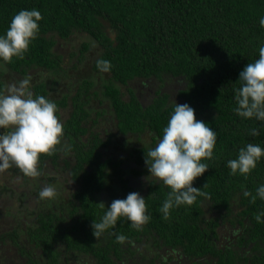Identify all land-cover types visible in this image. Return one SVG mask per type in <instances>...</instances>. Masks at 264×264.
<instances>
[{
  "label": "trees",
  "instance_id": "16d2710c",
  "mask_svg": "<svg viewBox=\"0 0 264 264\" xmlns=\"http://www.w3.org/2000/svg\"><path fill=\"white\" fill-rule=\"evenodd\" d=\"M32 8L42 15L39 32L23 56L0 60L6 72L3 75L0 70V86L6 84L7 73L15 79L13 73L21 72L30 77L34 94L55 101L58 110L66 105L71 108L63 126L68 137L62 164L57 161L56 148L41 154L38 163L43 185H53L57 195L39 199L43 185L36 179L39 176H29L36 183L28 194L21 195V203L25 209L33 206L38 211L33 219L25 216L16 220V236L27 237L37 245L46 255L42 264H170L172 259L165 253L161 255L165 258L160 256L161 248L169 247H178L189 257H200L202 262L196 260L197 264H264V216L262 222L255 219L257 212L264 211V200L250 202L242 195L243 189L255 194L256 187L264 183V157L247 176L229 175L226 163L249 142L264 147L262 122L241 118L232 110L239 72L258 58L259 46L264 43V27L259 23L264 16V0H0V34L15 13ZM78 33H85L90 40L78 50L63 47L67 59L61 64V41ZM84 52L93 56L86 57ZM88 58L98 71L97 60L111 63L103 77L110 107H97L94 116L90 104L96 102H89L87 97L93 83L86 76L79 77L69 101L67 92L59 97L52 91L67 69ZM69 61L71 66L66 67ZM163 75L182 83L178 88L180 101L175 102L188 103L196 119L217 132L213 158L203 161L209 168L192 182L207 195L198 196L191 205L172 208L167 219L162 218L159 208L170 189L149 174L144 156L162 135L174 101L157 89L143 106L127 85L132 81L148 84V79L151 86L152 79L161 82ZM120 85L130 94L128 100L120 98ZM111 113L114 117L116 113L117 122L104 129L106 138L102 140L88 121ZM253 127L260 128L259 136L250 135ZM73 129L75 139L69 135ZM143 131L150 143H140ZM128 133L133 139L127 155L103 153H108L110 141L116 145L129 139ZM102 147L103 151L99 149ZM129 157H133L132 163H125ZM47 164L61 167V174H50ZM66 169L69 178L63 175ZM68 179L76 180V189H68ZM133 191L145 197L150 220L136 229L127 218L120 217L114 228L94 237L92 220L98 221L106 210L98 203L107 207ZM227 224L237 237L235 242L222 244L217 242L216 228L225 230ZM116 233L127 239L117 242ZM138 254L142 257L136 260Z\"/></svg>",
  "mask_w": 264,
  "mask_h": 264
},
{
  "label": "clouds",
  "instance_id": "9594fccd",
  "mask_svg": "<svg viewBox=\"0 0 264 264\" xmlns=\"http://www.w3.org/2000/svg\"><path fill=\"white\" fill-rule=\"evenodd\" d=\"M41 19V12L36 8L15 13L9 26L0 34V60L10 61L14 56H23L39 32ZM259 23L264 27V16L260 17ZM258 51V58L239 72L238 86L233 88L235 107L232 110L241 118L262 122L264 127V43ZM96 63L100 71H110V61L99 59ZM57 111L55 101L33 93L30 77L0 86V171L16 166L25 175H40V155L55 150L63 136V124ZM249 133L259 136L260 128L253 127ZM216 142L217 132L213 127L196 119L195 111L188 103L174 101L162 135L144 156L149 174L170 189L159 208L162 218L167 219L172 208L191 205L198 196L207 195L192 182L209 168L203 161L213 158ZM262 157L264 147L261 144H245L238 149L236 158L227 160L229 175L247 176ZM89 184L92 187L90 181ZM70 186L76 189V180ZM56 195L57 189L51 184L43 185L38 192L39 199H53ZM242 195L250 202L257 198L264 200V183L256 187L255 194L243 189ZM98 204L106 210L98 221L92 220V234L96 238L114 228L120 217L127 218L130 226L136 229L151 218L146 199L139 192H129L125 198L114 199L107 207L103 202ZM262 216L264 211L257 212L256 221L262 222ZM115 239L124 242L127 237L116 233Z\"/></svg>",
  "mask_w": 264,
  "mask_h": 264
},
{
  "label": "flooded vegetation",
  "instance_id": "af4514ba",
  "mask_svg": "<svg viewBox=\"0 0 264 264\" xmlns=\"http://www.w3.org/2000/svg\"><path fill=\"white\" fill-rule=\"evenodd\" d=\"M59 52L61 53L60 63L62 64L63 63L62 61L64 59H67L66 54H65V49L60 47ZM91 67H92L91 69L95 70V72L98 71L93 68V64L91 65ZM103 73L105 74V72ZM166 76L167 75H163V79L161 80V82L163 83V86L166 85V81H165ZM150 78L152 79L153 77L150 76ZM63 79L64 78H62L61 80ZM145 81L148 84L150 83L148 82V79H146ZM152 82L154 83L153 85H156L157 83L158 84L161 83L160 81H156L155 79L154 80L152 79ZM133 83L134 82L132 81L129 84L127 83V85H130L131 89L133 90V94L136 95V98L138 99V101L141 102L143 106H145L146 104L143 103L141 99H146V101L147 99H149V102H150L149 93L155 92L156 94L157 89L153 88L152 90L151 87H149L150 85L141 84L140 81H137L136 84H133ZM120 88H121L120 98L123 100H128L130 98V94L127 92V90H125L124 85L123 86L120 85ZM123 89H124V92H123ZM160 91H162V89H160ZM87 92H88L87 97L89 98V102H90V100L92 101L93 97H95L94 95H96V91L88 90ZM96 102H99V100ZM97 110L99 109H97L96 107L95 110H93V112L91 113V116H94ZM58 111L60 114V109ZM67 114L69 116L70 112L68 111ZM68 116H64V118L62 119L63 122L64 121L66 122V119ZM102 117L105 119H110V121H113L114 119L115 123L117 122L116 113H115V117L113 116V114L112 115L107 114ZM100 118L101 117L99 116L95 122H97ZM65 122L64 124H66ZM111 127H114V124H112L109 128ZM75 133L77 134L76 130L73 129L72 133L71 131L69 132V135L72 134L73 139H75L76 138ZM128 134H130L129 137L133 139L131 133H128ZM67 137H68L67 129L66 127H63V136L61 138V143L56 146L57 161L62 159L63 147H65L64 145L67 142ZM46 160L49 161V159H46ZM41 178H42V174L39 175V177H37L36 179L40 183V185H43V181L41 180ZM30 179L31 178L28 175H25L22 171L18 170L16 166H12L9 169L0 171V194H3V196H0V197L7 198L9 202L10 201L14 202V203H2L0 201V264H36V263L42 264L45 262L44 259L46 255L44 253H41L40 249L38 250L37 245H34L31 239L27 237H21V235L16 236V233L13 229L16 224L15 222L17 218L21 219L23 218V216H25L24 214L22 215L20 213V211L24 208V206L21 203L20 197L22 194L23 195H25L26 193L28 194L30 191V186H33L35 184ZM28 180L31 182H28ZM68 181H70L71 183L74 182L70 179H68ZM70 185L68 186V189ZM69 192L71 193V191ZM12 204L14 207L16 206V208H19V210L17 211L13 209L11 207ZM8 210H11L13 215H16V213L19 212L21 216L20 217L15 216L16 219L15 218L12 219L10 215L7 213L9 212ZM228 228H229V224H227V228L225 230L220 229L219 227L216 228V233L219 239L217 242L222 243V244L226 243V240H230V243L235 242L234 238H236L237 236L233 234L231 231H229ZM161 250H163V252L160 253V256L164 255L163 253H165V255L167 254L169 255L170 258L167 257L169 260L170 259L173 260L169 262L170 264H197L196 260L202 262V260H200V257H191V256L189 257L185 253L181 254L180 252L181 249L178 247H174V249L171 247L166 248V249L161 248ZM145 254L147 255V253ZM140 257H142V255L138 254V256L136 257V260L141 259ZM161 258H165V257H161Z\"/></svg>",
  "mask_w": 264,
  "mask_h": 264
},
{
  "label": "rangeland",
  "instance_id": "374dc122",
  "mask_svg": "<svg viewBox=\"0 0 264 264\" xmlns=\"http://www.w3.org/2000/svg\"><path fill=\"white\" fill-rule=\"evenodd\" d=\"M77 36L71 38V39H67L65 41H61L62 43V48L64 47H70V49H80V45L88 40H90V38L85 34V33H78L76 34ZM91 42V46L94 45ZM84 54L86 55V57H92L93 55L91 53H88V52H84ZM73 63H75V61H73ZM77 63V66H71V62L69 61V63L67 64L66 67H70L69 69H67L65 72H64V75L60 76V78H64L63 80L61 81H58L57 83H55L53 85V88H52V91L55 93L56 96H61L62 94H64V92H67V97H68V101H69V97L70 95L72 94V92L75 91V84L77 85L78 81H79V77H83V76H86L87 78H89L91 81H92V86L89 88V91H92V90H95L96 91V95H94L95 97H93L92 101H98V100H101V102H96V104L93 102H91L90 106L92 107L91 109V112L96 108H100V107H106V106H109L110 107V104L108 103V101L105 99V94H104V90H105V85L107 84V82L104 80V73L102 71H97L95 72V70L91 69V65H92V62L91 60L88 58L87 60H84L82 59L81 62H76ZM0 70H2L3 72V75L5 72L2 64H0ZM28 71H31L33 72L31 69H29ZM101 72V73H100ZM14 75V78H11L10 79V76L9 74L7 73L5 76H6V84H9V83H13V82H17L18 80L22 79V78H25V77H28V75H24L23 73L21 72H18V73H13ZM165 81H166V85H161V84H156V85H151L149 87H151V89L153 90V88H156V89H162V91L164 93H166L168 95V100L169 101H180V98L178 97V88L181 87L182 83L177 81V78H174V77H171V76H167L165 78ZM162 83V82H161ZM5 84V85H6ZM31 90H32V87H31ZM155 92L154 93H149V97H150V100H152L153 96H154ZM98 97V98H96ZM141 101L143 103H145L146 105L149 103V99H141ZM96 106V107H95ZM68 108H71L69 105L67 106H64V107H60V114L58 115L59 116V119L60 121L62 122V124H64L63 122V118L64 116H67V112L69 111ZM67 110V111H66ZM112 114V113H111ZM89 124H91V130L94 131V132H98L101 136V139L104 140L106 138V133L104 131V129H108L112 124L115 123V120L113 119V121H110V119H105L103 117H101L97 122H90L88 121ZM108 127V128H107ZM142 137H140V143L141 142H144V143H150V137L148 136L147 132L146 131H143L142 132ZM84 139L88 138V134L83 136ZM131 138L129 139H124L123 141L121 140L120 142H118L116 145L115 143H113L114 141H110L108 143V148L109 151L108 153L106 152H103L104 154L106 155H111L113 157H118V156H121L122 154L123 155H127L128 151L131 150L129 147V144L131 142ZM115 148V149H113ZM100 150L103 151V147L102 148H99ZM132 159L133 157H129V162L128 160H126L125 163H132ZM60 164L62 163L61 160L58 161ZM122 164V163H120ZM48 165V164H47ZM143 165L140 166V168H142ZM56 168V169H55ZM55 168H52L50 167L49 165L47 166V171H49L50 174H56L57 176H59L62 172L61 170V167L59 166H56ZM45 173V171H44ZM63 175H66L68 178L70 177L69 176V171L68 169L65 170V172L63 173ZM63 177V176H62ZM33 183H36V181L34 179H32ZM0 196H3V194H0ZM0 201L2 203H14V202H9L7 198H1L0 197ZM14 201V200H13ZM32 204H34V200L32 199L30 201ZM16 204V203H15ZM13 209L15 210H19V208H16V206L14 207L13 204L11 206ZM11 208V210H12ZM11 210H8L9 212H7L10 217L13 219L16 217H20L21 214L25 215L26 216V219H33L34 215H35V212L38 211V209L36 210H33V206L29 207V208H24L19 212L16 213V215H13ZM27 212H26V211ZM23 216V218L25 217ZM16 219V218H15ZM18 219V218H17ZM147 249V248H146ZM141 250V248L139 249ZM142 252H145V249L142 250ZM161 252H163V250H161ZM162 257V256H161ZM166 258H170L169 255L167 254L165 256ZM74 261V260H72ZM137 264V263H135Z\"/></svg>",
  "mask_w": 264,
  "mask_h": 264
}]
</instances>
